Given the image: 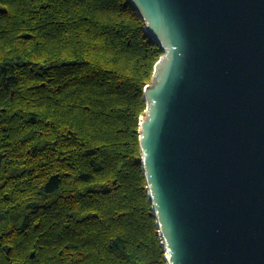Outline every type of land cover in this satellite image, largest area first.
<instances>
[{
  "label": "trees",
  "instance_id": "obj_1",
  "mask_svg": "<svg viewBox=\"0 0 264 264\" xmlns=\"http://www.w3.org/2000/svg\"><path fill=\"white\" fill-rule=\"evenodd\" d=\"M163 54L128 0H0V264H167L138 132Z\"/></svg>",
  "mask_w": 264,
  "mask_h": 264
},
{
  "label": "water",
  "instance_id": "obj_2",
  "mask_svg": "<svg viewBox=\"0 0 264 264\" xmlns=\"http://www.w3.org/2000/svg\"><path fill=\"white\" fill-rule=\"evenodd\" d=\"M128 1L164 51L139 148L165 261L264 264V0Z\"/></svg>",
  "mask_w": 264,
  "mask_h": 264
},
{
  "label": "rangeland",
  "instance_id": "obj_3",
  "mask_svg": "<svg viewBox=\"0 0 264 264\" xmlns=\"http://www.w3.org/2000/svg\"><path fill=\"white\" fill-rule=\"evenodd\" d=\"M144 117H145V113H144L143 116H140V117H139V121H140V122H139V125H140L141 121L144 119ZM138 132H140V128H139Z\"/></svg>",
  "mask_w": 264,
  "mask_h": 264
},
{
  "label": "bare ground",
  "instance_id": "obj_4",
  "mask_svg": "<svg viewBox=\"0 0 264 264\" xmlns=\"http://www.w3.org/2000/svg\"><path fill=\"white\" fill-rule=\"evenodd\" d=\"M166 258H168V255L166 254Z\"/></svg>",
  "mask_w": 264,
  "mask_h": 264
}]
</instances>
